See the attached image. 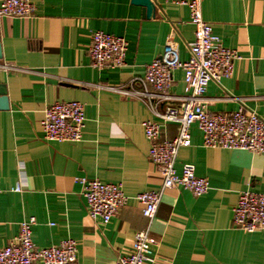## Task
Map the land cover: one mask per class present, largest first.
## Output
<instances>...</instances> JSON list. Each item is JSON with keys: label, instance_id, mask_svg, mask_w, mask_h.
<instances>
[{"label": "crops", "instance_id": "obj_1", "mask_svg": "<svg viewBox=\"0 0 264 264\" xmlns=\"http://www.w3.org/2000/svg\"><path fill=\"white\" fill-rule=\"evenodd\" d=\"M33 1L31 16L0 17V91L9 99V108L0 109V246L18 236L21 221L35 217L36 245L75 239L78 264H115L118 255L133 253L136 233L146 229L155 261L145 264H264V230L233 225L240 193L264 192V155L206 147L194 127L176 167L194 164L197 175L209 180V191L195 196L183 187L166 189L152 221L134 198L161 189L142 125L161 120L144 100L110 87L144 75L170 41L181 59L189 58L195 40L189 9L152 0L156 8L147 16L133 0ZM203 16L240 55L232 76L210 82L207 109L233 111L243 98L264 117V0H204ZM97 30L127 39L126 65L92 64L89 48ZM173 77L172 98L160 110L178 105L185 94L183 71L174 70ZM67 100L85 106L83 139H45V108ZM178 133V123H163V139ZM78 177L122 183L130 199L109 223L95 221ZM18 184L20 191L14 190Z\"/></svg>", "mask_w": 264, "mask_h": 264}, {"label": "built area", "instance_id": "obj_2", "mask_svg": "<svg viewBox=\"0 0 264 264\" xmlns=\"http://www.w3.org/2000/svg\"><path fill=\"white\" fill-rule=\"evenodd\" d=\"M166 3L186 6L191 22L195 25V40L190 56L181 59L175 43L168 42L164 52L153 59L144 75L137 76L125 86L110 87L122 95L135 96L150 106L161 121L148 119L142 125L150 143L148 155L163 178L161 189L138 193L134 198L142 204L143 214L152 221L157 214L166 189L183 187L195 196H202L210 189L206 177L197 175L192 163H185L181 170L176 167L179 151L192 144V128H198L206 147L249 151L264 155V117L245 106L240 99L238 109L227 112H210L205 103V93L211 81L220 82L235 71L240 55L227 47L213 31V25L203 16L204 0H164ZM33 0H2L0 17H28L35 11ZM128 41L124 36L97 30L92 35L89 54L97 68L126 65ZM7 69H13L4 65ZM183 71L185 94L179 104L159 105L169 101V89L174 81L173 72ZM86 122L85 106L78 100L56 101L44 110L42 126L45 139L50 141L78 142L83 139ZM179 124V133L173 139H163V123ZM82 195L90 217L107 224L128 203L122 183L103 182L98 178L78 177ZM14 190L20 191L21 185ZM35 217L20 223L18 236L5 246H0V264H78V243L68 238L50 246H38L33 240ZM233 225L248 232L264 230V192L245 190L240 193L234 208ZM148 230L135 235L134 251L120 254L115 264L154 263L155 254L149 247Z\"/></svg>", "mask_w": 264, "mask_h": 264}, {"label": "water", "instance_id": "obj_3", "mask_svg": "<svg viewBox=\"0 0 264 264\" xmlns=\"http://www.w3.org/2000/svg\"><path fill=\"white\" fill-rule=\"evenodd\" d=\"M137 4H141L145 7L146 15L150 16L155 11L156 5L152 0H133ZM0 57H1V43H0ZM9 108V99L5 90L0 91V109Z\"/></svg>", "mask_w": 264, "mask_h": 264}]
</instances>
